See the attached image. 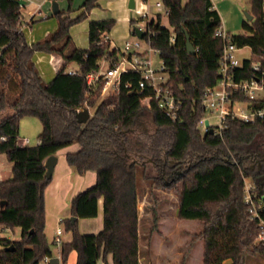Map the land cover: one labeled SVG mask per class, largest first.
I'll use <instances>...</instances> for the list:
<instances>
[{"label": "trees", "instance_id": "1", "mask_svg": "<svg viewBox=\"0 0 264 264\" xmlns=\"http://www.w3.org/2000/svg\"><path fill=\"white\" fill-rule=\"evenodd\" d=\"M99 1L86 0L75 19L60 12L58 29L30 46L20 0H0V155L13 166L12 177L0 182V204L6 202L0 207V233L21 229L19 239L0 238V264H41L52 257L45 234V191L51 182L45 162L75 144L80 149L67 154L68 165L79 175L96 172L97 182L75 196L70 217L61 220L73 237L61 244L62 264L72 252L78 254L76 264H98L110 255L115 264H140V176L152 191L155 186L175 191L178 219L202 224L193 240L202 242L201 264L264 261V242L258 240L264 232V118L250 123L228 118L221 134L199 128L207 114L202 98L219 82L224 48L215 36L222 21L213 1L161 0L170 13L168 27L162 26L161 15L148 23L151 34L144 40L159 52L167 87L181 102L177 121L154 98L146 100L152 92L141 93L142 77L136 72L123 73L118 90L102 99L106 79L95 89L88 87L86 77L103 60L114 67L122 56L108 38L115 20L91 21L88 49L74 45L72 26L87 19ZM249 13L254 17L243 24L245 33L232 40L238 48H251L252 58L234 70L235 79L257 77L264 84V0H251ZM185 31L194 55L187 52ZM36 51L58 54L79 69L73 75L64 68L45 81L34 61ZM255 107H264V100ZM93 108L90 119L80 124L78 112ZM25 117L42 122L35 146H19ZM101 199L103 230L82 234L78 220L96 218ZM253 207L262 225L253 220ZM71 217L78 220L73 223Z\"/></svg>", "mask_w": 264, "mask_h": 264}, {"label": "rangeland", "instance_id": "2", "mask_svg": "<svg viewBox=\"0 0 264 264\" xmlns=\"http://www.w3.org/2000/svg\"><path fill=\"white\" fill-rule=\"evenodd\" d=\"M26 2V5L23 6L22 15L25 17L27 24H24L22 27L23 32L25 33L29 45H36L39 42H42L50 34H53L59 25V17L53 15V3L56 2L61 9L60 12L69 16L71 19H75L80 15V8L83 6L85 0H23ZM131 0H103L100 6L93 9L90 12L87 19L75 24L71 28V35L75 40L78 38V41L82 43L85 41L88 44V24L89 21L94 19H104L109 17L116 21L114 28L110 33V37L114 43V48L123 50L126 42H134L137 40L136 36L133 34L134 29L137 28V21H140L142 14L138 12L144 7L149 9L151 16L158 13L156 4L159 0H137L136 7L131 11L129 8ZM188 2V0H183V3ZM217 4L220 1L214 0ZM236 4V8H232ZM234 9V10H233ZM251 11V0H226V12L224 16V25L228 24L227 29L231 36L244 34L243 24L245 22L249 23L250 21L247 18V13ZM34 18V21L32 20ZM226 19V20H225ZM133 20V23H132ZM162 21L164 24H168L167 18L163 13ZM24 23V19H23ZM48 34L45 35V33ZM109 42H111L109 40ZM112 44V43H111ZM110 44V47H111ZM142 47L147 48V41H141ZM84 49V48H81ZM237 58L239 60L251 59L252 50L249 47L241 49L237 52ZM154 66L159 68L161 65V58L159 54L152 53ZM35 64L45 81H51L55 77V67L54 59L49 53L35 52L34 58ZM72 68L79 69L76 64H70L67 67V70ZM104 71L107 70V66H103ZM48 74V76H47ZM110 94H113L114 91H109ZM109 94L101 93V99L107 97ZM263 95V94H262ZM91 116L94 114V108L90 109ZM213 125L217 126L218 122L215 118L211 119ZM42 122L35 117H25L21 120L20 123V137H27L32 142L34 141L37 144L38 135L42 130ZM32 144L31 146H35ZM78 145V144H75ZM10 164L7 161L4 155L0 156V171H9ZM91 173V172H90ZM93 174L96 175L94 172ZM152 174V173H151ZM84 176V175H81ZM150 182L145 180L143 177H139V194L142 197V200L139 202V213L144 216L143 222V232H149L153 228V232H181V234H189L190 241L179 243L176 247L177 252H181L182 256L179 261L172 262V264H190L192 262V257L196 254L192 252L191 249L201 248L202 242L197 241L193 242L196 235L203 230L201 223L197 221H182L178 219V206L179 198L174 190H168L161 187H153V191L149 188ZM153 194H152V193ZM147 206L148 210L144 213V206ZM157 217V220L154 221V217ZM91 219H83V222H89ZM62 224V223H61ZM59 228L64 230V225H60ZM142 232V233H143ZM21 235V229L15 228L13 230L7 229L0 233V238H7L10 240L19 239ZM91 235V234H87ZM171 238H168L171 241ZM172 242V241H171ZM3 249L0 246V252ZM52 253H57V248L54 244L51 243ZM195 254V255H194ZM202 258V257H201ZM257 260V259H254ZM259 264H264L263 260H257ZM257 262V263H258ZM41 264H45L44 261ZM194 264V263H193ZM196 264V263H195ZM253 264V262H252Z\"/></svg>", "mask_w": 264, "mask_h": 264}, {"label": "built area", "instance_id": "3", "mask_svg": "<svg viewBox=\"0 0 264 264\" xmlns=\"http://www.w3.org/2000/svg\"><path fill=\"white\" fill-rule=\"evenodd\" d=\"M158 13L151 16L149 9L139 10L142 14L140 21H137V28L146 34H151L148 23L151 20L156 19L159 15H164L168 21L169 10L165 8L163 2L159 0L156 4ZM162 26L168 27V24ZM168 23V22H167ZM215 32V36L222 39L224 43L223 54L220 59L219 67V82L216 86L207 88L202 98V105L206 110V116L200 121L199 128L202 133L208 132L213 129L214 133L221 134L224 130L226 120L233 118L245 123L254 122L257 119L264 118V107L256 108L255 103L264 100V84L259 78L236 80L234 70L241 68L244 64V60L237 58V52L241 50L236 44L233 43L231 34L225 30L224 27H219ZM133 34L134 31H133ZM102 39H106L105 33L100 35ZM143 39L137 38L134 42H126L123 50H120L122 54L120 61L114 67L107 66V70L104 71L103 64L100 63L98 70L88 74L86 77L88 87L92 90L98 86L101 79H106V83L103 87V94H110L109 91H117L120 86L121 75L130 71L136 72L142 77L139 81V89L141 93L146 90H151V96L146 100L154 98L159 107L169 116L172 120L178 119L179 109L181 102L175 97V94L167 87L168 74L165 71L164 63L161 62L159 68L154 66L152 53L159 54V52L150 47L147 42V48L142 47L141 41ZM117 49V48H116ZM119 50V49H118ZM37 52V51H36ZM160 56V55H159ZM104 61V60H103ZM162 61V60H161ZM106 62V61H104ZM259 64L253 63L252 69L259 71ZM66 67H62V69ZM67 71V70H66ZM69 74H76L75 70H68ZM263 94V95H262ZM215 118L218 125L212 124L211 119ZM208 122V126H206ZM5 140V138H1ZM24 143L28 144L29 140L24 139ZM248 201H251L248 196ZM253 220L262 225L255 208L253 207ZM62 229L57 230L58 238L56 243L62 244L60 236L62 235ZM260 241L264 242V232L259 236ZM46 260H49L47 258Z\"/></svg>", "mask_w": 264, "mask_h": 264}, {"label": "crops", "instance_id": "4", "mask_svg": "<svg viewBox=\"0 0 264 264\" xmlns=\"http://www.w3.org/2000/svg\"><path fill=\"white\" fill-rule=\"evenodd\" d=\"M86 1V0H85ZM84 1V3H85ZM103 0L99 1V6ZM125 1V0H123ZM127 1V0H126ZM132 1V0H131ZM134 1V9L136 7L137 0ZM214 8L219 12L221 21H222V27L225 28V30L228 31L227 27L228 24L224 25V14L226 12V0H219V3H215L214 0ZM25 2V1H24ZM83 3V4H84ZM131 4V2H130ZM26 5V2H25ZM23 5V6H25ZM232 8H236V4H232ZM130 8V6H129ZM60 9V8H59ZM131 9V8H130ZM143 9H146L144 7ZM140 8V10H143ZM61 10V9H60ZM133 9H131L132 11ZM234 10V9H233ZM83 11L82 8H80V12ZM53 12V11H52ZM53 15H55L53 13ZM35 17H32L31 21H34ZM24 24H27L25 17L23 16ZM94 20H114L109 17H106L104 19H94ZM93 20V21H94ZM226 20V19H225ZM90 23V21H89ZM48 32L45 33L44 36H46ZM136 38L138 36L134 34ZM73 42L74 38L71 35ZM109 40L111 41V48H114V43L110 37V34L108 36ZM76 42L74 45L77 48H84L88 49L89 47V24H88V44L83 41L80 43L78 41V38L75 40ZM31 46V45H30ZM35 46V45H33ZM52 58L54 59V67L57 73L61 70V68L64 66L67 67L70 64L66 65V61L62 56L58 54H50ZM101 64L104 66H108L106 62L102 61ZM71 70L78 71V69L72 68ZM68 71V70H67ZM55 75V76H56ZM48 76V74H47ZM19 140V146L25 147V146H31L32 144H36L34 141L32 142V139L30 140L27 137H20ZM24 139H28L29 143L25 144ZM38 144V140H37ZM36 144V145H37ZM80 149L79 145H72L70 147H67L65 149H62V151H59L57 153L58 163L55 167L53 178L46 188L45 191V209H46V227H45V234L47 236L48 242L51 244H54V246L57 248V253L52 254L51 258H57L59 259V264H62L61 259V244L56 243V240L58 238L57 230L61 229L59 226L61 224V220L70 217V205L71 201L75 198L76 195H78L80 192L87 190L88 188L94 186L97 182V174H93L91 171L86 173L84 176H81L75 172L73 168H71L66 160V156L68 153L76 152ZM2 156V155H0ZM10 164L9 171H0V182L6 179H9L12 177V164ZM96 173V172H95ZM104 201L101 199L98 203V216L96 218H91L89 222H83V219L78 220L79 225V231L82 234H99L103 228H104ZM139 217L141 219L142 214L139 213ZM65 232H62V235L60 236V240L62 243H68L72 241V233L67 232L64 226ZM63 231V230H62ZM171 241L168 240V238H171ZM190 235L189 234H181V232H143L141 234V239L139 241V247L141 251V258H140V264H172V262L179 261L181 259V252L176 251L177 245H179L180 242L190 241ZM192 252H194L195 256L192 257V262L190 264H201V257H202V245L199 249H191ZM77 253L72 252V254L69 256L68 263L67 264H76L77 263ZM113 255H110L107 257L106 261L103 259L98 262V264H115L113 260ZM45 260V264H50V259ZM258 260V259H257ZM257 260L252 259L250 261V264H259ZM258 262V263H257Z\"/></svg>", "mask_w": 264, "mask_h": 264}, {"label": "water", "instance_id": "5", "mask_svg": "<svg viewBox=\"0 0 264 264\" xmlns=\"http://www.w3.org/2000/svg\"><path fill=\"white\" fill-rule=\"evenodd\" d=\"M19 4L21 6L25 5V2L23 0H20ZM130 8L131 9H134V1L132 0L131 1V4H130ZM53 13L55 15L59 14L60 13V9H59V6L56 2L53 3ZM253 17L250 13H247V18L249 21H252L253 20ZM134 33L138 36L139 39H143L145 37V33L140 31L139 28H136L134 29ZM185 34H186V46L187 47V52L191 55H194L196 53V50H195V46H193L192 42H191V39L189 37V35L187 34V32L185 31ZM91 117V113H90V110L89 109H83L81 111L78 112L77 114V119H78V122L80 124H85ZM206 126H208V122H206ZM211 134H214V130L213 129H210L209 130ZM58 163V158H57V155L55 156H50L49 158L46 159V162H45V167L47 169V172H46V177L48 180H52L53 178V175H54V171H55V167ZM6 202H2L0 204V207L3 208L4 205H5ZM78 220V218H75V217H71V221L76 222ZM14 249V247H10L8 250L9 251H12ZM50 264H59V259L58 257L57 258H51L50 259ZM225 264H232V261L229 260L227 262H225Z\"/></svg>", "mask_w": 264, "mask_h": 264}]
</instances>
